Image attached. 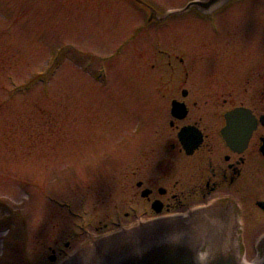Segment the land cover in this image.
<instances>
[{
    "label": "rangeland",
    "instance_id": "374dc122",
    "mask_svg": "<svg viewBox=\"0 0 264 264\" xmlns=\"http://www.w3.org/2000/svg\"><path fill=\"white\" fill-rule=\"evenodd\" d=\"M151 1L167 11L190 0ZM140 15L123 0H0V264H24L19 254H11L15 243L24 247L28 264H52L49 258H57L59 249H76L97 233L116 229L113 223L120 217L113 215L110 202L124 200L122 189L125 200L130 199L131 188L140 181L132 173L137 161L143 163L136 157L142 147L132 133L141 122L144 146L148 135L151 148L160 149L152 134L162 122L158 99L130 96L129 79L134 75L123 63L151 36L168 52L166 38L174 35L179 53L195 55L189 43L194 18L176 24L181 34L139 29L140 41L124 46L134 26L143 24ZM254 27L256 39L261 38L257 19ZM236 38H242L241 33ZM119 46L120 56L109 60ZM61 47L84 55L85 61L75 51L64 52L63 65L41 82L37 74L48 69L51 53ZM99 59L110 71L103 91L94 77ZM160 61L147 83L148 92L153 93L154 75L166 70ZM111 93L118 95L111 98ZM50 199L66 201L70 212ZM117 207L125 213L128 206L121 202ZM10 211L16 217H6ZM72 213H86L91 238L75 234L79 220ZM122 216L123 224L130 223ZM258 229L250 233L252 244L263 235L264 221Z\"/></svg>",
    "mask_w": 264,
    "mask_h": 264
},
{
    "label": "flooded vegetation",
    "instance_id": "af4514ba",
    "mask_svg": "<svg viewBox=\"0 0 264 264\" xmlns=\"http://www.w3.org/2000/svg\"><path fill=\"white\" fill-rule=\"evenodd\" d=\"M238 33L236 28L232 32ZM232 49L227 42V52ZM260 58L264 61V56ZM249 59L227 65L226 89L212 85V75L193 78L194 73L182 74L173 86L163 83L164 152L155 153L154 159L141 165L138 174L134 172L140 181L131 188L129 204H143L148 215H154L152 206L158 201L163 214H173L213 196L229 194L241 202L244 217H256L255 211L264 215L257 207L255 211L250 208V200L264 202V65L258 72L257 60ZM238 108L248 109L257 124L244 151L234 153L219 132L226 126L225 116ZM193 129L200 134L201 144L187 155L179 134L187 130L192 135ZM145 190L147 195L143 194Z\"/></svg>",
    "mask_w": 264,
    "mask_h": 264
},
{
    "label": "water",
    "instance_id": "95a60500",
    "mask_svg": "<svg viewBox=\"0 0 264 264\" xmlns=\"http://www.w3.org/2000/svg\"><path fill=\"white\" fill-rule=\"evenodd\" d=\"M217 1L192 3L186 10L205 11ZM200 216L144 225L95 243L66 264H240L232 212L216 208ZM207 245L209 256L200 262L198 253Z\"/></svg>",
    "mask_w": 264,
    "mask_h": 264
}]
</instances>
